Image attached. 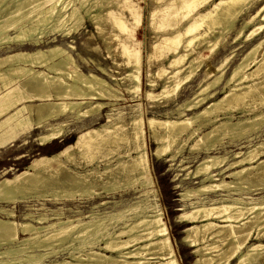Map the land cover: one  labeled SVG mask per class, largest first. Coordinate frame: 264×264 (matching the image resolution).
<instances>
[{"label": "bare ground", "instance_id": "obj_1", "mask_svg": "<svg viewBox=\"0 0 264 264\" xmlns=\"http://www.w3.org/2000/svg\"><path fill=\"white\" fill-rule=\"evenodd\" d=\"M115 1L0 0V52L16 48L0 54V149L17 141L25 144L34 133L36 143L46 147L61 139L71 123L77 129L74 140L54 153L38 155L11 176L5 175L8 169L3 170L0 264H178L153 185L146 131L157 144L153 155L170 153L169 166L176 160L181 170L186 169L182 179L198 182L180 190L182 212L176 216L178 222L190 224L182 229L181 241L197 256L192 264L264 263V194L251 197L261 193L252 188L264 184V138L253 142L264 129V0H152L147 24L155 41L146 46V62L156 55L153 51L166 46L171 57L166 53L163 57L174 68L166 74L159 94L145 92L149 99L175 96L231 30L236 31L234 39L242 35L243 42L261 30L263 35L227 77L231 54L204 68L192 98L177 104L164 118L144 119L137 103L128 120L112 107L126 99L124 94L93 70L82 71L79 62L111 79L112 75L71 51L72 41L66 40L86 20L99 27L103 16L108 18L131 67L123 76L128 81V99L141 94L144 48L131 31L142 22L143 7L138 0ZM106 4L107 10H99ZM47 40L51 44L41 46ZM197 45L200 50L195 51ZM160 70L166 73V68ZM151 78L147 72L152 88ZM217 93L222 96L216 97ZM247 98L254 104L245 108ZM234 109L243 115L235 116ZM103 112L105 122L92 124ZM192 138L189 150L203 146V155L190 169L189 156L183 152ZM224 138L237 149L226 148ZM122 143L125 147L116 154L115 164L110 166L106 158L102 171L75 162L77 154L85 158ZM66 162L74 163L73 167ZM121 175L124 183L119 181ZM132 185L138 187V200L120 209L104 210L101 207L109 201L95 202L102 193ZM43 201L59 206L52 209ZM84 202L89 206L86 211L80 209ZM120 202L113 201L114 207ZM20 204L26 208L19 213ZM252 239L256 242L251 243ZM65 243H72L68 256L50 260Z\"/></svg>", "mask_w": 264, "mask_h": 264}, {"label": "rangeland", "instance_id": "obj_2", "mask_svg": "<svg viewBox=\"0 0 264 264\" xmlns=\"http://www.w3.org/2000/svg\"><path fill=\"white\" fill-rule=\"evenodd\" d=\"M138 1L143 7V19L142 22H140V24L134 28L135 30L131 31V34L136 40L142 41L144 50L141 51L143 58L141 59L142 62V82L140 88L141 94H139L138 96H134L133 99H128L129 95L125 91V85L128 84V81L126 79H123V76H125V74L130 72L131 67L125 62L126 57L121 53V50L119 48L118 39L115 36V34L117 33V29L113 26V24L108 18L103 16L101 21H99V27H95V25L91 21L86 20L85 24L78 33L73 34L70 38H66L67 41L69 42L72 41L73 49H71V51H74L75 53H79L81 56L85 58L92 59L101 67H104L107 70V72L112 75L114 79L113 78L111 79L108 76L101 74L93 66H87L84 63L79 62L80 69L82 71L87 72L89 70H93L98 75H102L104 78H106L111 84H113L124 94L126 99L115 102V105L112 107L118 108L117 111L121 112L122 117L127 120L129 113L132 112L133 107H135V104L137 103L140 104V111L142 112L144 119H147L148 117H153L156 119L164 118L165 113L174 109L177 104H180L185 100L192 98L194 92L197 89V84L199 80L203 77L204 72L208 67L210 68L214 67L219 62V60H221V58H223L225 55L231 54V57L227 62L228 64L225 70V76L227 77L231 68L239 60L242 54L249 48V46L252 43H254L259 37L263 35V33H260L263 31L261 30L259 32L260 34L258 33L259 35L255 34L254 37H252L249 40H246V42H243L242 40L244 38L242 37V35L239 36L237 39H234L236 36V31L235 29L231 30L224 37V41L222 42V45L217 50V52L211 58L208 59L204 67H202L199 71H197L195 76H193L189 81L181 85L175 96L170 98L159 97V98L149 99L145 97V92L147 90H150L153 94H159V92H161L162 84L166 74L168 75V73H170L174 67L168 64L167 58L163 57L165 53L168 57H171V53L169 51L170 48L166 46L162 47L161 50L158 49L157 51H153L154 54L156 55H154L153 59L149 64L146 62V58H145L147 53V51H145L146 46L149 43L151 44V42L155 41V38L153 37V32L147 24V14L149 12V7L151 6L150 3L152 0H138ZM115 2L116 1L113 0V3ZM261 3L262 1L258 2L259 5ZM112 6H115V4H113ZM108 7H109L108 4H106L105 6L100 5L99 10L105 11L108 9ZM95 9L96 7L92 8L93 12H95L94 11ZM250 11H251L250 13H253L254 9ZM102 13L104 14V12ZM241 18L242 16L237 22V26L240 25V22L242 21ZM47 37H52V35H47ZM57 39L58 42L60 43L63 42L61 41L62 39L60 37H57ZM49 41L50 40L45 41L44 43L41 44V46L51 44V42ZM200 46L201 45H197L195 47V51L200 50ZM181 48L182 47H180L179 50H182ZM23 49H28V47H23ZM10 50L11 51L16 50V48L11 47ZM10 50L4 49L0 52V54ZM253 66L254 65L251 64L249 68H251L252 70L255 67ZM160 67L166 68V73L163 74L160 70ZM147 72L152 73L151 79L154 81V86L152 88L149 86V84L146 81ZM222 81L223 79L220 81L217 87L221 86ZM221 96H222L221 93H217L216 95V97H221ZM246 100L248 104H246L245 108H248L249 106L254 104L253 99L247 98ZM186 113L188 114L189 112ZM233 113H235V116H239L241 114L243 115V113H238V110L235 109L233 110ZM104 114L105 112H103L102 114L103 116H101L98 120L93 121L92 124L97 125V122H101V123L105 122ZM173 117H175V115H173ZM69 127H70L69 130L64 134V136H62L61 139L54 141L53 143H51L46 147H40L36 143V141L34 140V136H35L34 133L26 138L25 144H22L21 141H17L13 143V145L11 146L8 145L4 149H0V177L4 175V173H2L4 169H8L5 175L11 176L13 172L23 170L25 166L38 155L52 154L55 151L59 150L64 144L71 143L75 138L77 129L74 127V123H71ZM263 138H264V129L259 133L258 136H256L253 139V142H257L258 140ZM223 140L226 142L225 145L226 148L233 150L237 149L238 146H236L234 143L227 142L228 138H224ZM192 141L193 138L187 141V144L185 145V149L183 152L185 156H189L188 162L190 163V167H189L190 169L194 168L197 160L203 155L202 153L203 146H201L198 150H191V151L189 150L188 145H191L193 143ZM145 142H146V150L148 154L153 185L155 186L154 188L158 195L159 202L162 206L163 219L168 227L169 236L173 244L177 263L192 264V262L197 258V256L193 252V248L187 246L184 242L181 241V237L185 235L182 229L190 224L178 222L176 216H178L179 213L182 212V210H180V207L183 204V201L180 200V196H179L180 190L183 187L196 186L198 182L196 181V179H191L190 177L186 179H182L183 178L182 174H185L186 169L181 170L176 160H173L172 165L169 166L170 162L167 160L170 156V153L168 152L164 153L158 158L152 154V150L156 148L157 144L155 143L153 138L150 137L148 131H146L145 133ZM243 144H246V141ZM124 147L125 144L122 143L116 148L114 147L110 148V151H108L109 150L108 149L103 152L102 151L90 152L89 154L90 156L89 157L86 156L85 158H82L81 155L77 154L74 156L75 162H77L79 167L83 165L84 167L87 168H91V167L99 168V170L102 171L103 168L105 167L106 158L110 161L109 163L110 166L115 164L116 161L114 159L116 154L122 151ZM245 148L246 147H243L242 149L244 150ZM95 163L97 165H95ZM66 164L67 166L73 167L74 163L66 162ZM128 178L132 179V176H129ZM125 179L126 178H124L122 175L119 177L120 182L121 181L123 182ZM255 184L257 183L255 182ZM176 185H179V187H176ZM254 187L252 189H254L255 191H260L261 193L251 195V197L255 198L258 197L259 195L264 194V184L262 185L259 184L255 188ZM137 189H138L137 185H132L130 187H125L124 189L121 190H117L114 192L112 191V193L109 194L102 193L101 197L97 198L95 202H98L99 200L109 201V203H107L106 206L101 207V209L104 210L120 209L123 207L124 204H130L131 202L138 200L137 198H135L136 196L139 195V192L136 191ZM254 190L249 193L250 194L254 193ZM115 200H122V202H120L119 206L114 207L113 201ZM43 202H45L46 205L52 209H56L57 206H59L58 204H55L51 201H43ZM185 203H188V201ZM30 204H34V202H31ZM80 206H81L80 209L82 211H86L87 208H89L88 202L81 203ZM25 208H26L25 205L20 204L17 205L16 210L17 212L20 213L21 211H24ZM17 219H19V217ZM251 234L252 235L255 234L254 230H252ZM252 242H256V240L252 239L251 243ZM262 242H264V238L262 239ZM74 244L77 243L74 242ZM71 247H72V243H65L62 247L56 248V249H60L61 252H59L56 256L49 257V259L50 260H53L55 258L60 259L61 257L68 256L67 249H70Z\"/></svg>", "mask_w": 264, "mask_h": 264}]
</instances>
